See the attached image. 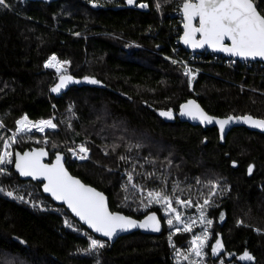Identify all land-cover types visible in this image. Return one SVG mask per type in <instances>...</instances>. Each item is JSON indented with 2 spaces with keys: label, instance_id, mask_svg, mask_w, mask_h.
I'll use <instances>...</instances> for the list:
<instances>
[{
  "label": "trees",
  "instance_id": "obj_1",
  "mask_svg": "<svg viewBox=\"0 0 264 264\" xmlns=\"http://www.w3.org/2000/svg\"><path fill=\"white\" fill-rule=\"evenodd\" d=\"M176 1L182 0H95L98 6L90 0H7L9 7H0V138L21 116H52L57 127L46 131V143L38 132L18 134L13 150L41 145L50 159L63 152L68 169L104 191L112 210L138 218L150 210L163 216L156 205L141 210L145 198L133 184L152 190L171 185L197 201L208 196L210 181L218 183L212 197L218 204L207 211L214 220L210 240L220 234L238 264H264V234L253 227L264 225V195L255 197L247 183L264 163V132L236 126L221 138L215 126L202 128L178 115L180 103L194 97L211 114L264 118V63H202L209 74H198L190 86L179 65L158 53L169 52L182 31L169 14ZM253 1L264 15V0ZM141 2L146 9L136 8ZM51 53L69 62L67 74L79 83L51 91L58 76L43 65ZM168 110L171 118L160 115ZM78 142L89 149L88 159L70 157L68 148ZM0 185V264H182L173 261L171 248L190 232H175L170 242L164 219L158 234L135 230L86 253L93 234L45 195L40 182L19 178L11 164ZM237 187L244 192L239 198ZM236 214L249 224L235 226ZM245 251L254 259L241 260ZM216 260L206 257L208 264Z\"/></svg>",
  "mask_w": 264,
  "mask_h": 264
},
{
  "label": "snow or ice",
  "instance_id": "obj_2",
  "mask_svg": "<svg viewBox=\"0 0 264 264\" xmlns=\"http://www.w3.org/2000/svg\"><path fill=\"white\" fill-rule=\"evenodd\" d=\"M94 6H98L95 0H90ZM128 4H133L134 0H127ZM140 7H146L145 4H140ZM0 7H9L7 0H0ZM159 7V5H157ZM182 11L184 16V35L182 40L185 44L190 45L193 48H201L205 45L232 54L233 56H240L243 58H264V15H261L256 4L253 0H196L195 3L192 0H184L182 5ZM193 18L199 19V27L192 25ZM196 33L200 34V39H195ZM225 38L231 41V44H225ZM68 61H60L55 54L50 56L45 62V68H54L57 73H60L59 83L51 88L54 93H59L70 83H79L75 81L72 76L66 75V68ZM177 63V61H173ZM186 75L194 78L189 70L185 71ZM89 79V78H85ZM90 83L97 84L99 81L90 79ZM181 114L191 117L192 119H199L201 123H213L214 118L206 115L194 100H189L187 104L181 105ZM161 116L168 118L172 117L171 110L161 111ZM242 120L244 123H249L251 126L264 130V120L253 119L251 116L233 117L229 116L226 119H215V123L219 125L220 131L223 133L225 126L234 121ZM15 133H29L33 130L44 132L45 129H55L57 124L53 123V119L47 120L41 119L36 122H32L27 116H24L16 120ZM0 127H3L0 124ZM5 148L7 149L11 143L17 142V136L14 134L7 139L0 138ZM73 156L79 160L88 159L89 149L83 144L78 146L77 149H69ZM47 155L43 149H34L31 152H10L4 151L0 153V166L14 164L15 169L21 176L31 177L32 179L43 178L47 181L44 184V191L48 192L56 200L63 201L67 204L68 208L79 217L80 221L87 224L94 232L101 233L108 240H112L118 233L126 232L133 228L151 229L154 232L161 230L160 221L157 219L155 213L148 215L141 222H137L129 217L120 215L119 213H112L108 211L105 197L103 193L96 189L84 185L80 180L70 176L65 170L62 163L63 157L58 154L54 164L47 165L41 162V158ZM14 157V159H13ZM125 159V157H121ZM252 166L248 168L249 174L252 172ZM5 167H0V174H6ZM151 175V174H150ZM133 179L132 174H128V180L131 182ZM197 183H200L197 180ZM211 184V191L208 197L204 200L202 205H199L200 209V223L206 224L208 227L212 225L211 220H206L204 209L212 203V197L216 194V184ZM3 189L0 188V192ZM9 197L13 196V192L6 193ZM149 204L162 203L167 204L165 209L166 213H175V219L169 218L167 223L169 226L183 225V231L191 232L195 226L196 221L191 220L185 222L181 219V213L176 208L172 207V201L170 197L163 192H148ZM23 199V197H19ZM177 204L182 207H190L191 201L181 200L176 197ZM147 207V205H145ZM223 219V214H221ZM67 223V221L65 222ZM238 224L242 221H238ZM70 226V225H69ZM208 227L203 230L202 237L194 236L191 241L190 251L195 253L196 256L203 255V249L205 243L209 239ZM180 228H176V231H180ZM173 232L169 235L168 239L171 242ZM106 247L105 242L97 240L95 238H89V245L87 249L83 251L91 253L92 251L102 249ZM223 249V244L220 239L216 240V243L212 245L213 254H218ZM177 255L180 253L177 251ZM184 259H188L187 256ZM241 260H253L254 258L245 251L240 256Z\"/></svg>",
  "mask_w": 264,
  "mask_h": 264
},
{
  "label": "rangeland",
  "instance_id": "obj_3",
  "mask_svg": "<svg viewBox=\"0 0 264 264\" xmlns=\"http://www.w3.org/2000/svg\"><path fill=\"white\" fill-rule=\"evenodd\" d=\"M135 46H137V45H135ZM65 66H67V65H65ZM188 82H189L190 86L193 83V81L190 82L189 79H188ZM22 117H24V116H21V117L17 118L16 120H18V119H20ZM30 121H32V120H30ZM16 127L17 126L15 125V129H16ZM15 129L13 131H11L10 134L5 139H7L8 137L13 136L14 134L17 136L18 134L15 133ZM20 134H26V136L29 137L30 136L29 134H32V133H20ZM42 141H43V139H42ZM46 141H47V137H46ZM44 143H46V142H44ZM78 143H76L75 145H71L68 148L69 154H70L69 149L76 148V146H77ZM83 145L86 147L85 144H83ZM4 151L13 152V143L10 142V146L7 149L5 148V146L3 144V148H2L1 153L4 152ZM70 157H71V154H70ZM10 165L11 164L4 165V166H0V167H5L6 170H8V168H9ZM247 183H250V184H253L254 185L255 197L257 195H260V194L261 195H264V163H261L259 165V168L257 169L256 175L252 179L248 180ZM215 184H216V192H217L220 189V187H219V184L218 183H215ZM133 185L138 190V193L141 195V197H144L145 198V201H141V210H145V209H147L151 205H156V206H158L160 208V213L163 216V219L165 221L166 231H167L168 235H171L173 232H177L176 231V228H180L181 229L180 231H183V225L169 226L168 223H167V220L169 218H171V219L174 220L175 219V213H166L165 212V209L168 207L167 204L155 203V202L149 204V199L150 198L148 197V192H150V191H153V192H163L164 194L168 195L170 197L171 201H172V205L171 206L174 207V208H176L177 211L179 213H181V219L182 220H184L186 223L189 222V221H191V220H195L196 221L195 226L192 228V231L190 232L189 238L185 242L180 243L179 245H173L172 244L171 256H172V259H173L174 262H176V263H182V264H208L207 261H206V257L208 256V254H210L211 257H216L217 260H216V263L215 264H238L234 260H232V257H231V254L230 253H226L225 248H223L221 250V252L218 253V254H213V252H212V245H214L216 243V240L217 239H220L221 240V237H220V234H218V235L216 234L217 237L214 238V240H210L211 237H212V235H213L212 225L210 227H208L206 224L200 223V209H199V205H202L204 203V200L208 196L207 197H204L202 200L193 201L190 198H184V197H182L179 193H177L175 191L176 189L175 190H171L170 189L171 188V185L165 186L163 188V190H152V189H148V188L143 189L137 183L136 184H133ZM0 188H2L1 185H0ZM175 188H178L177 187V184L175 185ZM226 189H228L227 186H226ZM5 192L6 193L7 192H13V190H6ZM242 194H244L243 190L240 187H237L236 188V197L239 198V197L242 196ZM13 196H14V194H13ZM20 197H22V196H20ZM176 197H179L181 200L191 201L192 202V205L190 207H187V208L182 207L181 205H179V204H177L175 202L176 201ZM139 199L142 200V198H139ZM217 204H218V201L212 202L209 206H207L204 209V214H205L206 220H211L212 223H213L214 220H213V218L211 216H209V214H208L207 211H208V208L209 207L216 206ZM145 205H147V207H145ZM243 218H244L243 215L236 214L234 216V219H233L234 220V223H235V226H242V225L249 224L248 223V219H247V221H245ZM238 221H242V223L238 224L237 223ZM205 227H208V231L210 233L209 239L205 243V246H204V249H203V255L202 256H196L195 253H193V252L190 251V249L192 247L191 241H192V239H193L194 236H201L202 237L203 230H204ZM253 227H254V230L256 232H259L261 234H264V225L256 224ZM90 237L91 238H95L97 240H101L103 242L106 241V240H104V239H102L100 237H97L95 235H92ZM177 251H179V253H180L179 256L177 255ZM185 256H187L188 259H184Z\"/></svg>",
  "mask_w": 264,
  "mask_h": 264
},
{
  "label": "water",
  "instance_id": "obj_4",
  "mask_svg": "<svg viewBox=\"0 0 264 264\" xmlns=\"http://www.w3.org/2000/svg\"><path fill=\"white\" fill-rule=\"evenodd\" d=\"M40 1H47V0H40ZM192 2L195 3L196 0H194V1H192ZM183 3H184V2H183ZM183 3H182V5H183ZM253 3H254V1H253ZM140 4H145L146 7H140V6H139ZM254 4H255V3H254ZM136 8L146 9V8H147V4L144 3V2L138 3V4H136ZM257 10H258V8H257ZM258 12L262 15V13H261L259 10H258ZM181 14H182V18H183V23H182V25H181L182 31H181V33H180V44H181L182 47H184V48H186V49H189V50H193V51H199V52H201V51H203V50L206 49V50H210V51H215V52L223 53V54H225V55H227V56H232V57H235V58L249 59V60H252V61H261V62H264V58H261V57H256V58H243V57H240V56H233L232 54L227 53V52H223V51H219V50H214L213 48H211V47H209V46H207V45H205L204 47H201V48H193V47H191L190 45L185 44V43L183 42V40H182V37H183V35H184V31H185V29H184V23H185V21H184V16H183L182 7H181ZM192 25H193L194 27H199V19H198V18H193V20H192ZM200 38H201V37H200V34H199V33H196V35H195V39L199 40ZM224 42H225V44H228V45L231 44V41L228 40L227 38H225V41H224ZM65 74H66V75H69V74H67V73H65ZM59 76H60V75H59ZM59 76H58V80H57V82L55 83V85H56L57 83H59ZM70 76H71V75H70ZM72 77H73V76H72ZM73 79H74L75 81H77L74 77H73ZM71 84H72V83H70L69 85H67V86H66L65 88H63L61 91L67 89ZM61 91H60V92H61ZM189 100H194V101L196 102V104H198V105L200 106V108L204 111V113H205L206 115H208V116H210V117H213V118H214L213 123H207V122L201 123V121H200L199 119H192V118L189 117V116L182 115V114H181V105H182V104H187V102H188ZM178 115H179V118H180L182 121H186V122H188V123H190V124H192V125H200L202 128H206V127H210V126H215V127L217 128L218 133H219V135H220L221 138H224V137L226 136V134L229 132V130H230L231 128H233V127H236V126H244V127L248 128V129H251V130H255V131H259V132H264V130H262V129H260V128L253 127V126H251L249 123H244L242 120H239V121H234V122L230 123L229 125H226V126H225V130H224L223 133H222V132L220 131V127H219V125L215 123V119H226V118H228L229 116H233V117H243V116H246V115L251 116L253 119H259V120H264V118L259 117V116H255V115H253V114H251V113H242V114H241V113H238V114H227V115H215V114H211V113H209V112H208V111H207V110H206V109L200 104V102H199L196 98H194V97H189V98H187L186 100H184L182 103H180V105H179ZM34 149H43V150L47 153V155H45V156H43V157L41 158V162H42L43 164H47V165L54 164L55 161H56V156H57L58 154H60V155L63 157V159H62V163H63V165H64V168H65V170L68 172V174H69L70 176H72V177H74V178L80 180L84 185H86V186H90V187L96 189L97 191L103 193V195H104V197H105V202H106V205H107V208H108V211H109V212H112V213H119L120 215H123V216H125V217H129V218H131V219H133V220H135V221H137V222H141V221H143V220L145 219L146 216L151 215L152 213H155L156 216H157V219L160 221V227H161V230H160L159 232H154V231H152L151 229H142V228H138V227H137V228L130 229V230L126 231V232H120V233H118V234H117L112 240H108L107 237H104L101 233H96V232H94V231H93V230H92L87 224H85L83 221H80L79 217H77V216L71 211V209L68 208V206H67V204H66L65 202L60 201V200H56L54 197H52V195H51L50 193L45 192V191H44V184L47 183L46 180H44L42 177L39 178V179H32L31 177H24V176H21V175L19 174V172L15 169V166H14V164H13V169H14V171L18 174L19 178H21V179H31V180H33V181H38V182H40V187H41L42 192H43L45 195L49 196V197L52 199V201H53L54 203L59 204V205H63V206L65 207V209H66V210H67V211H68V212H69V213H70V214H71V215H72V216H73V217H74V218H75V219H76L81 225H83L87 230H89L93 235H95V236H97V237H100V238H102V239L108 241L110 244H112V243H113V242H114L119 236H121V235H125V234L130 233V232L135 231V230H139V231L142 232V233H149V234H158V233H160V232L162 231V229H163V225H164V223H163V219L160 217V214H159L156 210H150V211H148L147 213H145V214H144L142 217H140V218H138V217H134V216H132V215H130V214H126V213H124V212H122V211H119V210H112V209L110 208V205H109L108 195H107L104 191L100 190L99 188H97L96 186H94V185H92V184H90V183L85 182V181L82 180L79 176L73 174V173L68 169V167L66 166V162H65V161H66V156H65V154H64L63 152H61V151H56V152H54L52 158L50 159V153H49V150H48L45 146H41V145H33V146L29 147V148H24V149H22V150H20V149H18V148H15V149L13 150V153H15V152H20V153L22 154L23 152H26V151H27V152H31V151L34 150ZM13 159H14V157H13ZM232 163L235 164L234 161H233Z\"/></svg>",
  "mask_w": 264,
  "mask_h": 264
},
{
  "label": "built area",
  "instance_id": "obj_5",
  "mask_svg": "<svg viewBox=\"0 0 264 264\" xmlns=\"http://www.w3.org/2000/svg\"><path fill=\"white\" fill-rule=\"evenodd\" d=\"M192 1H194V0H192ZM183 2H184V0L176 1L174 3V9L169 13L172 16H176L178 18V21L180 22L181 25L183 23V18H182V14H181V7H182V3ZM157 5H159V4H157ZM180 33L181 32L175 34V37L172 39V42L169 43V50H170L169 52H159L158 51V53L162 57H164V58H166V59H168V60H170L172 62L173 61H177V63H175V64L179 65L182 74L184 76H186L187 79H189V80H190V76L185 74L186 68H187V70H189V72L192 74V76H194V78L200 73L209 74L204 69V67L202 66V63H213V64L222 65V66H225V67L232 68V67L238 65L239 63L243 64L244 66L250 67L255 62H261V61H252V60H249V59L235 58V57H232V56H227V55H225L223 53L210 51V50H206V49L201 51V52L186 49V48L182 47L181 44H180ZM128 41L130 43H133V44L137 45V46H141V44L136 43L135 41H132V40H128ZM182 49H185L186 51H184ZM53 54H55L60 61H63V60H61L59 58V56L56 53H51L44 60L43 65H45V62ZM261 63H264V62H261ZM65 68H66V73H68L67 66H65ZM50 69H52L55 72L56 76L60 75V73H57V71L54 68H50ZM194 78H191V81H193ZM49 118L53 119L52 116L47 117V118H41V119L47 120ZM41 119L33 120L32 122H36V121H39ZM53 123H55L54 120H53ZM48 130H53V129H45L44 132H39V131L33 130L32 132H38L41 135H43L42 139H43L44 142H46L45 133ZM32 132H29V133H32ZM81 144L82 143L79 142L77 144L76 148H73V149H77L78 150V146L81 145ZM70 154H71V157L73 159L78 160V161H82V160L76 159L73 156L72 152H70ZM88 157H89V152H88Z\"/></svg>",
  "mask_w": 264,
  "mask_h": 264
}]
</instances>
